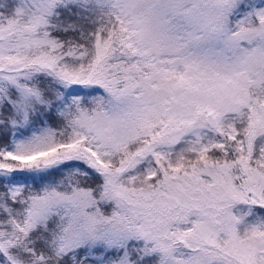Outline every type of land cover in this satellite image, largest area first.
<instances>
[{
  "label": "snow or ice",
  "instance_id": "obj_1",
  "mask_svg": "<svg viewBox=\"0 0 264 264\" xmlns=\"http://www.w3.org/2000/svg\"><path fill=\"white\" fill-rule=\"evenodd\" d=\"M0 264H264V0H0Z\"/></svg>",
  "mask_w": 264,
  "mask_h": 264
}]
</instances>
